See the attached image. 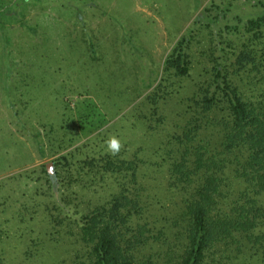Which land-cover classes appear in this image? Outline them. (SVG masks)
I'll list each match as a JSON object with an SVG mask.
<instances>
[{"label": "trees", "instance_id": "obj_1", "mask_svg": "<svg viewBox=\"0 0 264 264\" xmlns=\"http://www.w3.org/2000/svg\"><path fill=\"white\" fill-rule=\"evenodd\" d=\"M194 2L193 19L161 68L150 70L143 95L124 111L128 123L121 126L130 130L131 123L141 121L149 144L137 146L130 156L107 150L89 154L84 149L91 150L93 137H88L40 165L53 194L57 185L56 201L36 209L42 226L55 241L74 235L80 264H264V0H208L201 8L199 0ZM22 9L13 8L15 14L21 11L15 18L25 25ZM75 13L85 26L83 14ZM3 22L0 17L1 28ZM199 35L207 42L199 51L204 58L202 78L194 81L190 94L179 97L171 117L162 104L172 102L181 79L190 75L191 48ZM2 50L4 91L13 108L7 82L19 72L43 85L36 74L45 64V50L29 49L20 67L15 66L19 51L10 53L11 58L7 43ZM94 50L86 48L94 58H104ZM22 101L26 105L27 100ZM97 102L105 105L102 97ZM38 135L33 133L34 141L44 155ZM64 141L59 138V148H67L74 138L62 145ZM5 210L0 207V216ZM7 221L8 216L0 217V264L5 261L4 239L22 228L12 230ZM36 236H29L33 244ZM23 253L31 256L30 248Z\"/></svg>", "mask_w": 264, "mask_h": 264}, {"label": "rangeland", "instance_id": "obj_2", "mask_svg": "<svg viewBox=\"0 0 264 264\" xmlns=\"http://www.w3.org/2000/svg\"><path fill=\"white\" fill-rule=\"evenodd\" d=\"M55 1L57 3L42 2L40 5L35 0H0L3 11L0 17L5 24L0 27V207L6 209L0 217H9L6 224L12 230L16 225L22 227L4 239L3 264H80L82 256L80 251H75V236L63 235L55 241L42 226L36 209L56 201L57 185L54 184L53 194L50 180L45 178L40 165L88 137H93L90 138L91 150L84 149L89 154L107 150L105 141L112 135L121 140L123 146L119 153L124 156H130L141 144L148 145L149 133H143L141 121L131 123L130 130L121 126L126 121L124 114L129 105L143 95L144 81L151 76L150 70L161 68L166 53L197 12L194 0H65L64 4V0ZM207 2L199 0V7ZM15 7H24L22 14L28 25L15 18L21 13L19 10L15 14ZM76 10L83 14L85 26L77 21ZM8 15L12 17L10 21ZM107 27L113 32L106 33ZM6 43L8 57L12 58L11 54L19 51L17 67L22 66L20 58H26L30 54L28 50L38 46L45 50L41 51L47 63H41L36 74L44 79L43 85L19 72L11 76L7 83L13 108L7 103L4 91L6 74L4 76L2 63L6 57L1 52ZM206 43L204 35L194 40L191 73L181 79L172 102L168 100L162 104L161 108L171 117L179 97L190 94L194 81L202 78L204 58L199 51ZM131 47L133 51L128 50ZM86 48L92 52L96 49L94 51L102 53L104 58H94ZM70 60L73 68H69ZM18 85L21 87L17 88ZM62 91L64 94L58 95ZM101 97L105 105L97 102ZM63 99L70 107L66 106V101H61ZM22 100H27L26 105ZM86 102L93 106H86ZM47 122L52 123L53 131L48 129ZM103 127L110 128L94 137ZM37 131L43 142L44 155L34 141L33 133ZM70 137L74 138V143L59 148V138H64L63 145ZM151 139L155 140V137ZM54 149L57 151L52 154ZM86 194L90 195L91 190H86ZM28 213H32L31 219ZM23 215L25 218L21 222L19 218ZM29 236H36L35 244ZM27 247L31 252L28 258L23 253Z\"/></svg>", "mask_w": 264, "mask_h": 264}, {"label": "clouds", "instance_id": "obj_3", "mask_svg": "<svg viewBox=\"0 0 264 264\" xmlns=\"http://www.w3.org/2000/svg\"><path fill=\"white\" fill-rule=\"evenodd\" d=\"M105 143L107 145V151L111 155H117L123 146L121 140L115 135L110 136Z\"/></svg>", "mask_w": 264, "mask_h": 264}]
</instances>
